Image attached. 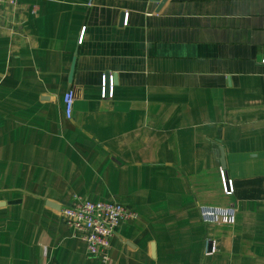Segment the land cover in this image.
Listing matches in <instances>:
<instances>
[{"label": "crops", "instance_id": "1", "mask_svg": "<svg viewBox=\"0 0 264 264\" xmlns=\"http://www.w3.org/2000/svg\"><path fill=\"white\" fill-rule=\"evenodd\" d=\"M77 199L136 212L107 264H264V0L0 1V264H103Z\"/></svg>", "mask_w": 264, "mask_h": 264}, {"label": "built area", "instance_id": "2", "mask_svg": "<svg viewBox=\"0 0 264 264\" xmlns=\"http://www.w3.org/2000/svg\"><path fill=\"white\" fill-rule=\"evenodd\" d=\"M83 33L84 29L80 33L78 42H81ZM111 86L112 79L109 80V90ZM111 96L112 93L109 92L108 98ZM63 104L65 117L70 119L74 104V94L71 90L65 93ZM220 178L225 194L230 195L231 183L225 178L223 171L220 172ZM200 212L204 223L216 224L215 209L202 208ZM222 213L228 221H233L235 210L226 209ZM59 216L69 230L85 244L86 254L107 264L110 240L115 235L117 226L134 219L136 212L114 200L92 202L77 199L73 205L60 208ZM211 252L212 250L207 251V254L210 255Z\"/></svg>", "mask_w": 264, "mask_h": 264}, {"label": "water", "instance_id": "3", "mask_svg": "<svg viewBox=\"0 0 264 264\" xmlns=\"http://www.w3.org/2000/svg\"><path fill=\"white\" fill-rule=\"evenodd\" d=\"M122 19H123V17L121 16V22H122ZM108 90H109V75L105 74L104 91L106 94L108 93Z\"/></svg>", "mask_w": 264, "mask_h": 264}]
</instances>
